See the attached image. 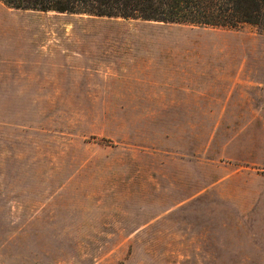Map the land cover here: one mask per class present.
<instances>
[{
    "label": "rangeland",
    "instance_id": "1",
    "mask_svg": "<svg viewBox=\"0 0 264 264\" xmlns=\"http://www.w3.org/2000/svg\"><path fill=\"white\" fill-rule=\"evenodd\" d=\"M6 21L0 43L46 63L0 88V264H264V178L221 123L246 88L212 79L245 74L224 42L264 32L0 3Z\"/></svg>",
    "mask_w": 264,
    "mask_h": 264
},
{
    "label": "crops",
    "instance_id": "2",
    "mask_svg": "<svg viewBox=\"0 0 264 264\" xmlns=\"http://www.w3.org/2000/svg\"><path fill=\"white\" fill-rule=\"evenodd\" d=\"M12 27V22H0V29L8 31V28L12 29ZM5 40V43H0V88H14L15 83L16 86L22 83L20 88H26L27 86L23 85L24 82L29 83L31 79L40 82L41 75L38 71L45 70L44 55L15 56L12 44L8 47V40ZM250 41L223 43L228 44L229 48H224V55L228 58L223 61L222 65L230 69L236 64L241 65L245 68V74L234 75L219 72L218 64H215L212 79L213 88H246L245 95L242 96L244 100L235 97L227 101L228 105L222 112L224 120L221 123L245 126L244 139L241 137L233 139V141H238V145L235 151L229 152V159L237 164L245 165L248 170L260 173L264 178V38H258L257 42ZM233 45L240 46V50L243 51L239 55L245 56L241 62H233L236 61L234 56H238L235 51L237 48ZM29 71L32 72L29 74ZM153 82L157 86H166L169 83L166 77ZM243 141L244 143L241 144Z\"/></svg>",
    "mask_w": 264,
    "mask_h": 264
},
{
    "label": "trees",
    "instance_id": "3",
    "mask_svg": "<svg viewBox=\"0 0 264 264\" xmlns=\"http://www.w3.org/2000/svg\"><path fill=\"white\" fill-rule=\"evenodd\" d=\"M10 9L264 32V0H0Z\"/></svg>",
    "mask_w": 264,
    "mask_h": 264
}]
</instances>
